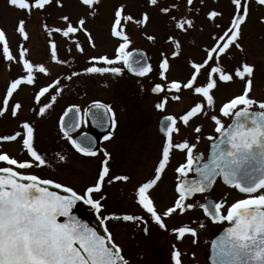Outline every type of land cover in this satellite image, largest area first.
Here are the masks:
<instances>
[{
	"label": "snow or ice",
	"instance_id": "snow-or-ice-1",
	"mask_svg": "<svg viewBox=\"0 0 264 264\" xmlns=\"http://www.w3.org/2000/svg\"><path fill=\"white\" fill-rule=\"evenodd\" d=\"M61 8L64 7L63 0H55ZM81 4L92 11L89 13L95 16V8L100 0H80ZM250 0H231L233 14L230 17L229 26L222 29V34L213 36V44L206 47L201 62L191 61V73L186 80H168L167 73L170 70V59L165 53H161L158 62V75L161 80L167 83H155L151 88L153 93H165L155 104L159 110H165L169 99L179 101L178 94L169 96L167 93H180L182 90H191L200 97L196 103L183 112L182 115H166L161 123V130L164 134L161 157L154 169L151 178L140 182L135 190V199L141 211L158 224L166 228L164 218L173 214L199 208L214 222L228 221L230 227L226 228L222 235L213 241V264H264V100H258L251 96L253 91L255 65L247 62L242 63L234 72L226 71L220 64L221 56L230 53L234 46L243 50L239 43L242 32L241 26L249 15ZM259 6H264V0H255ZM191 11L193 0H186ZM203 3V0H201ZM8 4L25 12V16H31L34 10H44L52 4V0H8ZM148 4L154 6L164 14L174 30L168 34L167 39L174 46L171 56H180L181 40L179 33L187 35L189 30L194 28V20L181 15L179 19L172 14L178 4L164 3L163 0H148ZM114 19L111 26V35L119 38L114 58L107 55L93 56L90 60L93 65L84 69L86 73H112L119 74L123 71L120 67L111 66L116 63H123L130 71L144 77L153 71L152 65L146 62L143 57L133 58V54L127 49L131 44L129 35L125 28L128 23L134 22L137 25H147L151 17L147 11L134 17L126 13V5L120 4L114 9ZM222 13L213 9L206 13V16L215 21ZM61 26L50 27L43 24L47 35L53 33L61 34L63 37H72L78 32H84L92 47L91 33L85 27L86 20L83 16L75 20L69 14H62ZM264 22V17H261ZM26 19L20 18L17 22L16 31L24 40L29 38L26 30ZM216 27H220L218 24ZM149 41H155L154 35H147ZM50 59L57 63H64L58 56L57 43L49 40ZM76 48L83 52L84 49L79 42ZM70 51V49H69ZM0 53L8 60L16 59L11 53L6 32L0 28ZM28 49L20 45L19 58L22 61L24 74L12 79L6 89V95L2 100L3 107H0V115L9 109V100L13 93L22 84L33 85L36 82V73L47 74L49 69L44 63H34L27 58ZM103 64L105 66H97ZM203 71L204 79L198 82V77ZM72 75H77L73 73ZM71 79V75L66 77ZM235 78L243 81L242 93L222 102L219 105L218 113L209 116L214 123L216 137L208 136L212 140V150L209 158L205 161L202 153H196L197 143L201 139L203 125L196 123L191 125L192 136H185L179 140L174 137L180 136L181 128L190 126V122L197 116H208L207 110L217 111L215 91L220 84L233 82ZM60 84L56 78L51 84L39 87L35 93V101L39 104L42 97L51 89ZM55 95L51 96L54 102ZM255 106V108H254ZM22 105L14 101L11 108V115L15 117ZM51 107V103H45L39 108L38 114L43 115ZM93 107L103 110L102 113H91L86 111L80 116L77 106H70L64 113H74L70 121L61 117L60 128L64 137L70 142L76 152L84 156L94 157L98 154L95 147V139L83 134L74 138L70 132L80 127L81 122H86V117L92 115L94 123L105 122V117L111 120L112 127H115V113L110 105L99 101L94 102ZM223 117L231 118V123L224 124ZM23 131L13 134L0 135V141L11 142L21 138L22 148L27 152L28 159L18 160L7 152L0 151V163L6 166L0 167V264H129V261L122 254L121 247L115 243L112 233L107 226L101 234L96 228L90 227L84 221L72 215V208L77 201H83L90 205L97 213L103 208L101 203L106 197L93 198L94 193H102L107 181L112 184L116 181H128V175H110L108 160L110 154L104 150V159L101 161L98 174L93 183L87 186L83 193H78L72 186L57 182L50 178L27 172L31 168L50 166L48 158L35 146V128L24 121L21 125ZM111 131L104 136L107 140ZM195 141V142H193ZM173 150L185 153V162L176 169L178 183L176 185L177 198L170 206L162 211L157 209L156 202L151 190L161 180L162 174L170 161ZM59 161L66 162L67 157L57 153ZM195 173V176H190ZM222 181L245 194V198L236 200L228 205L226 212L224 206L227 201H214L205 198V202L197 204L189 202L190 198L198 193H205L211 190L216 179ZM56 189H63L66 195L51 191L50 186ZM61 217L66 219L61 220ZM104 221L116 220L122 222H140L147 224L144 215L131 213H110L102 218ZM201 224L199 227H203ZM147 234L148 229H143ZM177 240H183L186 235L197 237V229L188 224L173 228ZM183 253L176 245H173L171 259L174 264H183Z\"/></svg>",
	"mask_w": 264,
	"mask_h": 264
},
{
	"label": "rangeland",
	"instance_id": "rangeland-1",
	"mask_svg": "<svg viewBox=\"0 0 264 264\" xmlns=\"http://www.w3.org/2000/svg\"><path fill=\"white\" fill-rule=\"evenodd\" d=\"M221 1L219 5L215 0H203V3L201 0H193L191 11H189L186 0H163L169 5L172 3L179 5L177 9H173L172 13L177 16V19L184 15L192 18L195 25L187 35L178 34L182 45L181 54L178 58H173L171 52L174 46L168 41L167 36L174 30V25L157 8L149 5L148 0H100L99 5L95 8V16L89 14L92 9L82 5L80 0H63V8L57 5L55 0H52V4L46 6L43 12L39 13L38 10H34L32 15L27 17L23 10L10 6L8 0H0V28L5 30L7 39L10 37L11 47H9L12 55L16 57L13 61H8L0 53V107H3L2 100L11 80L24 74L22 61L19 58L20 45L28 49L27 58L34 63H44L49 69L47 74H40L37 71L35 84L22 83L9 100L8 111L0 115V135L22 132V123L30 122L35 128L36 148L50 161V166L34 167L24 171L72 186L78 193H83L84 189L93 183L98 174L103 152L99 151L94 157L81 155L60 138L58 129V118L67 104L73 101L79 92L89 90L91 95L101 97L114 105L116 125L113 132L115 131V133L104 142V148L110 153L113 160L110 175H128L130 177L128 181H116L112 184H108L106 181L105 191L96 195L95 198L98 199L101 194L105 195L106 198L101 203H104L110 212L132 210L134 211L132 213H135L141 211L136 203L135 190L140 182L153 176L154 169L161 157L164 136L158 132L159 119L169 114L179 117L200 100V97L191 90H182L180 93H167L169 96L178 94L181 99L179 101L169 99L165 110L155 107V104L165 93L154 94L151 88L155 83H167L161 80L158 75L157 65L161 53L167 54L170 59L168 80H186L192 71L190 62H201L206 47L213 44V36L222 34V29L229 26L234 6L232 3L222 4ZM120 4L126 5V13H131L134 17H139L144 11H147L151 17L147 25L142 26L131 22L125 28L131 40L127 51L131 52L136 48L144 50L153 68L150 74L141 77V79L130 76L123 63L111 65L123 69L119 74L84 72L85 68L94 63L90 57L107 55L114 58L116 49L122 41L111 35V26L114 9ZM213 9L222 13L215 21L206 16L207 11ZM249 9L254 12L249 11L246 22L241 26L242 36L239 43L243 50L233 46L228 55L221 56L220 64L230 72H234L244 62L255 65L254 86L250 95L258 100H264V22H261V17H264V14L261 15V11H264V6H259L256 3L250 6L249 3ZM62 14H69L73 20L83 16L86 20L85 27L91 33L95 47L91 46L84 32H78L67 38L58 33H53L49 37L43 24L47 23L50 27L61 26L63 24L60 20ZM20 18L26 19L25 27L29 33L27 40L20 37L16 31ZM217 24L220 27H216ZM146 34L154 35L156 40L149 41ZM50 39L57 43L58 56L60 60L65 61L64 63H57L50 59L48 43ZM77 42L83 47V52L76 48ZM97 66L105 65L98 64ZM203 71L198 77V82L204 79ZM73 73H77V75H72ZM70 75L72 78L67 79L66 77ZM56 78L60 79V84L51 89L45 97H42L38 104L34 97L39 87L51 84ZM243 87V81L239 78H235L233 82L227 84H220L219 89L215 91L217 111L207 110L208 116H197L190 122L188 128H184L179 123L181 133L180 136L174 138L176 140L185 136L191 138L193 135L191 125L202 124L201 139L194 151L206 152L211 141L207 137L218 135L214 131L215 125L209 116L219 114V105L233 96L241 94ZM52 95L56 96L54 102L51 101ZM14 101H19L22 105L15 117L11 115ZM45 103H51V107L43 115H39L38 110ZM222 119L224 124L230 121L229 117ZM0 151L7 152L18 160L29 158L27 152L22 148L21 138L11 142L0 141ZM57 153L65 155L67 161H59ZM181 155L180 152L173 151L174 159L178 156L177 159L181 160L183 157ZM176 164L174 162L169 166L163 181L159 184V189L166 186L167 178L174 176L175 172L173 173V171ZM2 166L6 165L0 163V167ZM157 192L155 191V195ZM206 194L213 196L216 201H227L224 206L225 212L229 204L245 198L244 195L233 188L226 187L220 181H215L212 189ZM171 201L170 198L169 201L162 202V204H170ZM199 201L190 199L189 202L198 204ZM190 217H197L196 212L193 214L191 210ZM113 226L121 241L127 244L132 243L131 246L134 245L133 249L135 250L130 254L132 264H153L151 253L147 251L148 248H140L141 242L134 243L132 240L130 243L127 242V232H124L128 230L127 228L121 229L120 232L119 225L113 224ZM142 250L144 252H141Z\"/></svg>",
	"mask_w": 264,
	"mask_h": 264
},
{
	"label": "flooded vegetation",
	"instance_id": "flooded-vegetation-1",
	"mask_svg": "<svg viewBox=\"0 0 264 264\" xmlns=\"http://www.w3.org/2000/svg\"><path fill=\"white\" fill-rule=\"evenodd\" d=\"M215 1L218 2V4L220 5L221 0H215ZM252 1L253 0H250V2H249L250 6H252L253 3H256V2H252ZM225 2L229 4V3H231V0H222L221 1L222 4L223 3L225 4ZM41 11L43 12V10H38L39 13ZM251 12H254V10H252ZM258 13H259V11H258ZM262 14H264V11H261V15ZM19 36L22 37L21 35H19ZM8 40H9V46L11 47L10 37L8 38ZM140 79H141V77H140ZM87 92H89V93H87ZM96 101L110 105L112 110H113L114 105L105 101L101 97H96V96L91 95L89 90H84V91L79 92L77 95H75L73 101H71L70 103L67 104L64 111L70 106H77L80 109V116L83 117L84 113L86 112V109L92 103H94ZM64 111L62 112V114L64 113ZM62 114L58 118V129H59V133H60V138L63 141H66L71 146L70 142L64 137L63 132L60 130L59 123H60V118H61ZM85 119H86V122L82 121L80 127H78L74 133H70V135H72L74 138L81 133H87V134L88 133H90V134L94 133V134H96V131H95L94 127L92 126L88 117H86ZM230 121H231V118H230ZM230 121L227 122L225 125L227 126L230 123ZM178 126H179V121H178ZM114 129H115V127L113 128L111 126V130H110L111 136L113 135V133H115V131L113 132ZM108 133L109 132H107L105 134H98L99 145L97 147V150H98V152L99 151L103 152L102 160L104 159V150H106L104 148V142L106 141L104 139V136L107 135ZM71 148H72V146H71ZM178 152H180V151H178ZM180 153L183 155L181 160L177 159V158H179L178 156H176L174 159L173 158V152H172L170 161L167 164V166H166V168L162 174L161 180L157 183V185L154 187V189L151 190V194H152V196L156 202L157 209L160 211H162L165 207L170 206L173 203V201L177 198L178 194L176 192V185L178 183V173H176L175 169L181 163L185 162V153L184 152H180ZM196 153H202L203 158L206 159L207 154H208V150H206V152L205 151L204 152L203 151H197ZM112 161L113 160H112V157L110 155V159L108 160L109 169L111 168ZM174 162L177 163L175 165L176 167L173 171V173L175 172L174 176L167 178L166 181L164 180L166 182V186L164 188L162 187L161 189H159V184L163 181L167 169ZM189 175L193 176V173H190ZM216 181H219V180L217 179ZM105 186H106V182H105V185L102 189V192L105 191V189H106ZM155 191H158L156 193L157 195H155ZM98 194H100V193H94L93 198H95V196ZM208 197H211L214 199L213 196H210L206 193H198L190 199H198V200H200L199 203H203V202H205V198H208ZM170 198L172 200L170 204H168V203H165L164 205L162 204V202L169 201ZM102 204L104 205L103 208L100 210L99 213H97L90 205L84 203V205L89 209L90 214L97 221H99L104 227L107 226L108 230L113 235V239H114L115 243H117L121 247L122 254L129 261V264H132V259H131L130 254L135 250V249H133L134 245L131 246L132 243L127 244V243H124L123 241H121L118 237L119 234H117V231H115V229H114L113 224L119 225V231L120 232H121V229H123V228L128 229V230L124 231L125 233L127 232L126 233V235H127L126 240L128 243H130L131 240L134 243H140L141 242L139 244L140 248L141 247H142V249L148 248L147 251H150V253H151V257L153 258V264H174V262L171 259V253L173 250V245H176L177 247H179V249L183 253V256H182L183 264H211L209 261V257L211 254V244H212L213 240L215 239V237L226 226L230 225V223L228 221H224V222L212 221L199 208L192 210L193 214L196 212L197 217H190V211H188V212H185L183 214H173L170 217L164 218V223L166 225V228H161L158 224H156L153 220H151L147 216L146 213H144L142 211L132 213L134 211L125 210V211H118L116 213L117 214L131 213V214H137V215H144L145 219L147 220V224H143L140 222L133 223V222H122V221H120V223H118L119 221L111 220V219L104 221L102 219L103 217L108 216L110 213H115V212H110L108 210V207L104 203H102ZM115 222H117V223H115ZM184 224H188L192 227H195L197 229V237L193 238L190 235H186L183 238V240L178 241L176 234L172 231V229L176 228L178 226L184 225ZM201 224H203L204 226L199 227V225H201ZM145 227H147V229H148L147 234H145V232L143 231V229ZM141 252H144V250H142Z\"/></svg>",
	"mask_w": 264,
	"mask_h": 264
},
{
	"label": "water",
	"instance_id": "water-1",
	"mask_svg": "<svg viewBox=\"0 0 264 264\" xmlns=\"http://www.w3.org/2000/svg\"><path fill=\"white\" fill-rule=\"evenodd\" d=\"M131 53L133 54V58L135 59V58H139V57H143V59L146 61V62H148L149 63V61H148V57H147V54L143 51V50H141V49H135V50H133V51H131ZM125 68H126V71L130 74V75H132V76H135V77H140L139 75H137V74H135L134 72H132V71H130L126 66H125ZM157 94V93H156ZM102 103V102H101ZM93 104L94 103H92L87 109H86V111H90L91 113H102V111L103 110H101V109H96V108H94L93 107ZM103 104H105V103H103ZM107 105V104H106ZM68 109V108H67ZM66 109V110H67ZM79 112H80V109H79ZM65 113V112H64ZM73 115H74V113H69V115L68 116H64V114H63V118H64V120L65 121H70L71 120V118L73 117ZM164 117V116H163ZM163 117H161V119L159 120V132H160V134H162V135H164L163 134V132H162V130H161V123H162V121H163ZM88 119L90 120V122H91V124H92V126L94 127V129H95V131H96V134H90V133H81V134H79V135H77L75 138H79V137H81L83 134H87L89 137H92V138H94L95 139V147H96V149H97V147H98V145H99V141H98V134H105V133H107V132H109L110 130H111V126H112V123H111V120H109V119H107L106 117H105V120H106V123L105 122H101V123H94L93 122V117H92V115H89L88 116ZM78 128V127H77ZM77 128H75L74 130H72L70 133H74L75 132V130L77 129ZM212 143H213V141L210 143V146H209V155H208V158H209V156H210V154H211V150H212ZM207 158V159H208ZM206 159V160H207ZM205 160V161H206ZM195 174V173H194ZM196 175V174H195ZM194 175V176H195ZM220 181L222 182V184H224V185H226L223 181H222V179H220ZM226 186H228V185H226ZM228 187H230V186H228ZM50 190L51 191H56V192H59L61 195H66V193L63 191V189H56L55 187H54V185L53 186H50ZM209 192V191H208ZM205 193H207V192H205ZM208 200H214L213 198H210V197H208L207 198ZM215 201V200H214ZM72 215L73 216H75L76 218H78V219H80V220H82V221H84L85 223H87L90 227H94V228H96L97 229V231H99L101 234H105L104 233V226L99 222V221H97L91 214H90V212H89V209L87 208V207H84L82 204H81V201H77L75 204H74V206H73V208H72ZM61 220H64V219H66L65 217H61L60 218ZM231 225H229V226H227L226 228H228V227H230ZM226 228H224L216 237H215V239L214 240H216L220 235H222L223 234V232H224V230L226 229ZM213 240V241H214ZM212 244H213V242H212ZM212 255H213V247H212V245H211V255H210V257H209V261H210V263L211 264H213V259H212Z\"/></svg>",
	"mask_w": 264,
	"mask_h": 264
}]
</instances>
